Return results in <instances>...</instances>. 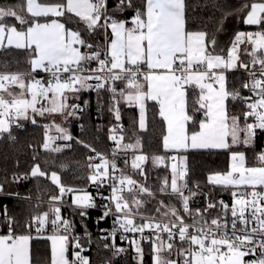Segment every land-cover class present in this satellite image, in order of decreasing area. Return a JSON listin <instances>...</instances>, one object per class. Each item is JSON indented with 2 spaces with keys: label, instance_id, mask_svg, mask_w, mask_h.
I'll return each mask as SVG.
<instances>
[{
  "label": "snow or ice",
  "instance_id": "obj_1",
  "mask_svg": "<svg viewBox=\"0 0 264 264\" xmlns=\"http://www.w3.org/2000/svg\"><path fill=\"white\" fill-rule=\"evenodd\" d=\"M190 7L187 0H115L112 8L109 0L0 4V52L15 50L18 55L15 71L8 62L0 63V139L7 134L15 141L13 127L23 128L25 121L37 125L36 117L59 114L65 123L78 119L84 108L69 100L94 91L99 103L103 91L111 95L108 110L117 122L121 103L138 109V121H133L137 132L148 131L151 102L153 119L158 116L166 128L163 149L177 154L151 157L154 168L168 167L167 161H172L170 180L165 176L154 190L148 183L144 165L149 157L141 152L139 135L124 143L125 136L117 134L124 131L122 126L110 128L114 147L109 158L74 137L66 126L40 125L45 152L61 153L72 147V141L82 145L92 153L87 156V180L97 190L107 186L111 192L101 197L107 202L99 206L86 192L73 195L69 206L84 228L83 236L76 234V225L63 218L61 209L67 194L81 190L62 183L57 171L42 168L39 153L29 145L30 170L14 172L11 181L6 175L0 178V195L19 196L6 191L5 184L29 178L49 180L58 194L49 197L47 211L33 210L22 221L8 215L7 205L3 206L0 226L7 231L0 233V264H34L30 244L39 238L51 242L49 264H92L82 241L93 243L84 221L88 210L97 207L103 209L97 223L112 218L111 230L100 229L96 240L112 258L128 251L116 244L119 235L135 252L136 264H144V242L150 246L152 264H264V148L249 164L238 147L255 152L257 137L264 133V0H242L236 8L223 0L214 3L221 15L212 32L206 25L193 30ZM129 10L131 18H121ZM229 16L256 30L237 31L227 45H221L217 35ZM100 36L103 43L97 39ZM40 72L47 78L38 77ZM230 73L239 76L230 79ZM53 128L56 135H50ZM58 140L66 143L56 145ZM189 150L229 153L227 170L207 176L212 186L207 192L199 182L189 186L188 156L180 154ZM120 159L124 168L118 166ZM59 168L67 171L70 164L61 162ZM216 189L229 192L231 202L217 199ZM201 196L203 206L193 207ZM153 201L151 211L147 206ZM43 203L38 198L35 208ZM49 226L51 234L45 235ZM112 258L106 264H112Z\"/></svg>",
  "mask_w": 264,
  "mask_h": 264
},
{
  "label": "trees",
  "instance_id": "obj_2",
  "mask_svg": "<svg viewBox=\"0 0 264 264\" xmlns=\"http://www.w3.org/2000/svg\"><path fill=\"white\" fill-rule=\"evenodd\" d=\"M220 2V0H187V3L191 5L188 9L189 14L193 17L192 28H202L206 25L209 32H212L216 28L214 21L220 18L221 12L217 8L213 7L214 3ZM224 3L232 8L239 7L242 0H223ZM21 3V0H0V4L3 5H17ZM115 6V0H109V7ZM121 18H131L132 11H127L120 14ZM255 26H246L241 19H237L236 16H229L224 23V33L228 35V43L237 31H253ZM222 33V32H221ZM219 33L217 37L221 34ZM99 43L104 42V37L97 38ZM227 43V44H228ZM18 58L17 52L14 50L11 54H5L0 52V63L8 62L11 70H16L15 59ZM27 68L26 64H21V70ZM239 76V73L229 74L230 79H235ZM122 86V85H121ZM238 86V84H237ZM15 91L17 89H14ZM101 100L98 103L97 94L94 91H87L80 93V99H70L69 103H76L84 108L82 113H78V119L70 118L66 126L71 134L87 143H90L97 149L106 155H110L113 144L109 139V130L114 125L119 124L124 131V142H134L136 136L142 137V149L141 152L149 157V160L145 163V170L148 174V183L155 188L159 187L165 176L171 178L170 165L171 161H167L168 167L160 165L153 167L151 157L153 155H172L171 152H166L162 146V137L166 132L165 125L161 122L157 116L155 119L152 117L151 102L149 104L148 113V131L137 132L138 124H134L133 121H138L137 108L128 107L124 103L118 105L121 110V120L117 122L114 118V114L110 112L109 106L111 103V95L107 92H101ZM85 101L87 105L85 106ZM237 106H234V111ZM38 124L33 125L28 121L23 122V128L12 129V134L16 137L15 141L9 140L7 134H4V138L0 139V178L5 175L11 181L13 173L23 174L30 170L33 164V148L32 145L39 153L38 162L41 163L42 168H48L49 170L57 171L62 178V183L68 187H72L79 192H90L92 195H97V188L87 180V156L92 155L82 145L70 142L71 148L61 154L45 152L41 145L44 141V129L40 126L45 123H50L49 118L36 117ZM83 125V129L81 128ZM135 133V134H134ZM262 138L257 137L255 152L251 149L245 148L243 145L238 146L239 150L244 151L249 164L255 163V153L259 152L262 147ZM188 156V167L190 176V187L195 186V182H199L201 188L207 192L212 186L207 184V176L217 171L227 170L229 164V153L224 150H196L188 151L184 153ZM132 153H129L131 157ZM44 160L52 161L45 165ZM66 162L70 164V168L67 171L61 172L59 164ZM118 166L124 168L123 159L118 160ZM129 174L131 169L126 170ZM136 179H141L139 176H134ZM159 178V179H158ZM39 185V191L37 190ZM5 189L8 192L19 193L16 195H0V212L3 211V206L7 205L8 215L15 216L18 220L27 218L33 210L43 212L48 210L47 201L51 195L58 194V190L55 186L51 185L49 180L44 178H29L22 180L18 183L5 184ZM216 198L229 197V192H221L218 189L214 190ZM24 197H30V201L23 199ZM38 198L43 200V205L36 209L35 205ZM160 199L167 201L169 197L160 196ZM149 204L147 207L154 211L153 205ZM204 204V198L197 197V203L193 207H202ZM71 201L68 205L63 206L61 214L63 218L71 219L76 225L75 233L81 236L84 235V228L82 227L80 217L74 215V207H70ZM98 215L95 210H88V218L84 221L88 225V231L92 234L93 243L88 245L86 241L85 247L89 250L85 253L92 261V264H106L108 259L112 258L109 250H105L102 246L98 247L96 240L100 235L99 230L104 229L105 223H97L94 216ZM50 227V226H49ZM49 230V229H48ZM7 229L0 226V233L6 232ZM48 232V231H47ZM36 235L35 231L32 233ZM145 249L144 264H152V257L149 244L143 245ZM71 251V250H70ZM135 252L131 249L122 258H112V264H136ZM32 257L34 264H49L50 260V245L46 239H34L32 242Z\"/></svg>",
  "mask_w": 264,
  "mask_h": 264
},
{
  "label": "built area",
  "instance_id": "obj_3",
  "mask_svg": "<svg viewBox=\"0 0 264 264\" xmlns=\"http://www.w3.org/2000/svg\"><path fill=\"white\" fill-rule=\"evenodd\" d=\"M256 30V29H255ZM254 31V30H253ZM93 66H95V65H93ZM38 75V77H45V78H47V76H46V74L45 73H43V72H40V73H38L37 74ZM244 94L245 95H247L248 93L245 91L244 92ZM118 135H124L123 133H117ZM50 135H56V134H50ZM258 137H261L262 138V147L261 148H264V133H260L259 135H258ZM111 141V140H110ZM124 142V141H123ZM64 143H66V142H64V141H60V140H58V141H56V145H59V146H63V144ZM111 143L113 144V147H114V143L111 141ZM124 143H126V142H124ZM112 149V148H111ZM67 149H64L61 153H63V152H65ZM61 153H56V154H61ZM129 155V154H128ZM109 158H111L110 157V155H109ZM129 158H130V156H129ZM144 167H145V165H144ZM110 192H111V189L109 188V187H107V186H105V187H103V188H101L100 190H98V193H97V195H92L90 192V194H91V196H93L94 198H95V203L99 206V205H102V204H104V203H106L107 201H104V200H102L101 199V197L102 196H109V194H110ZM73 193H69V194H67L63 199L65 200V201H67L66 203H64L63 204V206H66V205H68L69 203H70V201H71V195H72ZM218 199H222V200H224V201H226V202H231V196H229V197H220V198H218ZM89 210H95V211H97L98 212V215H95L94 216V219L97 221V218L99 217V216H101L102 215V212H103V209L101 208V207H97V208H94V209H89ZM140 221L139 220H137V223H139ZM102 223H105L106 224V226L104 227V229L105 230H108V231H110L111 230V228H112V218H108V219H106V220H104V222H102ZM49 230H48V232H46L45 233V235H48V234H51V229H50V227L48 228ZM145 234L147 235L148 233H147V230H146V232H145ZM129 235V237L131 238L132 237V235L133 234H128ZM136 236L138 237L139 236V234H136ZM116 244L118 245V246H120V247H124V248H127L128 249V251L126 252V253H124V254H122V255H120V256H117V257H115V258H122L123 256H125L129 251H131V247H130V245L128 244V242L127 241H122L120 238H119V235H117V237H116ZM144 244H148L147 242H144L143 243V245ZM110 252V251H109ZM110 255H111V252H110Z\"/></svg>",
  "mask_w": 264,
  "mask_h": 264
},
{
  "label": "crops",
  "instance_id": "obj_4",
  "mask_svg": "<svg viewBox=\"0 0 264 264\" xmlns=\"http://www.w3.org/2000/svg\"><path fill=\"white\" fill-rule=\"evenodd\" d=\"M130 26V25H129ZM247 26V25H246ZM217 39H218V41L220 42V44L221 45H227V43H228V39H229V37H228V35L227 34H225L224 32H222L218 37H217ZM243 59H247L246 57H242ZM137 111H138V109H137ZM189 151H196V150H189ZM172 153V155H177L176 153H173V152H171ZM139 154V153H138ZM180 154H184V153H180ZM171 163H172V161H171ZM84 192H77V193H73L72 195H71V202H72V197H73V195L74 194H83ZM86 193H88V194H90L89 192H86ZM91 195V194H90ZM48 235H50V234H48ZM33 236H35V235H33ZM42 239H46V238H42ZM34 240V239H33ZM33 240L31 241V244H30V247H31V250H32V242H33ZM47 240V239H46ZM48 242H49V245L51 246V242L48 240ZM71 258V257H70Z\"/></svg>",
  "mask_w": 264,
  "mask_h": 264
},
{
  "label": "rangeland",
  "instance_id": "obj_5",
  "mask_svg": "<svg viewBox=\"0 0 264 264\" xmlns=\"http://www.w3.org/2000/svg\"><path fill=\"white\" fill-rule=\"evenodd\" d=\"M14 90V89H13ZM15 91V90H14ZM18 91V89L16 90ZM46 118L50 119V123L55 122L56 124H61L62 126H66L67 123L63 121V117L59 114H54L52 116H48ZM70 119V118H69ZM67 127V126H66ZM50 134H56L55 129L53 128ZM140 154V153H139Z\"/></svg>",
  "mask_w": 264,
  "mask_h": 264
},
{
  "label": "water",
  "instance_id": "obj_6",
  "mask_svg": "<svg viewBox=\"0 0 264 264\" xmlns=\"http://www.w3.org/2000/svg\"><path fill=\"white\" fill-rule=\"evenodd\" d=\"M102 222H104V221H102Z\"/></svg>",
  "mask_w": 264,
  "mask_h": 264
}]
</instances>
